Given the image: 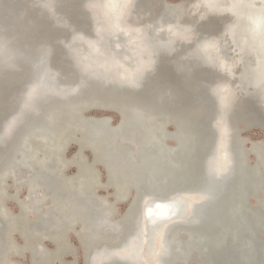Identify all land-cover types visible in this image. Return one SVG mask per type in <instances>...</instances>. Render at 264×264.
Returning <instances> with one entry per match:
<instances>
[{
  "label": "bare ground",
  "instance_id": "bare-ground-1",
  "mask_svg": "<svg viewBox=\"0 0 264 264\" xmlns=\"http://www.w3.org/2000/svg\"><path fill=\"white\" fill-rule=\"evenodd\" d=\"M44 1L0 0V137L22 102L27 105L15 128L0 140V264H16L8 260L20 250L13 232L23 237L29 264L61 260L71 249L65 235L74 225L85 264H261L264 148L262 141H254L247 149L236 127H264L258 106L264 97V0H256L257 12L237 0L220 1L221 10L242 14L237 44L244 40L252 45L255 35L252 47L262 60L254 67V54L246 53L241 69V88L262 80L255 97L239 95L223 109L215 89L225 79L205 64L197 48L205 39L220 38L234 17L213 14L198 21L188 12L198 0H133L132 14L124 12L117 27L115 10L102 0L88 5L89 13L84 7L92 0H51L54 14L41 10ZM171 23L189 28L191 43L177 39L162 44V35L139 32ZM114 25L127 32L121 37L127 58L121 50H111ZM90 29L95 39L73 40L76 34L90 38ZM143 47L151 54L149 69L127 86L122 76L146 57ZM63 50L75 70L65 62ZM40 77L43 87H33ZM65 86L76 91L59 93ZM94 104L114 107L120 121L111 126L105 118L83 116ZM169 122L175 126L171 134L165 130ZM224 127L232 131L228 159L219 137ZM76 135L79 146L90 148L94 161L104 166V185L113 189L115 201L132 189L133 199L118 217L113 203L96 194L99 177L81 155H76V172L62 175L68 164L64 144ZM169 137L174 142L167 146ZM250 152L253 164L248 163ZM10 178H19L31 196L19 201L16 214L4 206ZM181 196L186 218L166 222L173 211L165 208ZM249 197L257 200L252 207ZM146 198L151 200L144 204ZM143 214L156 221L153 246L151 240L146 244ZM43 237L53 241L51 250L40 248Z\"/></svg>",
  "mask_w": 264,
  "mask_h": 264
},
{
  "label": "water",
  "instance_id": "water-1",
  "mask_svg": "<svg viewBox=\"0 0 264 264\" xmlns=\"http://www.w3.org/2000/svg\"><path fill=\"white\" fill-rule=\"evenodd\" d=\"M95 0L90 1L85 8V11L89 13V11L87 10V6L90 5L92 2H94ZM99 1V0H98ZM97 1V2H98ZM183 0H181L180 2H182ZM220 1L221 0H198L195 5L188 9L189 15H191L192 17L196 18L198 21L204 20L208 15H219V16H227V17H234V22L229 24L227 29L225 30V32L222 34V36L218 39L215 38H209V39H205L203 40V42L198 45V50L204 55V58L206 60L205 64L210 66L214 72L221 76L222 78L225 79L224 83L220 84L218 87H216L215 91L218 92L219 94V99H220V105L221 108H226L228 107L234 100L236 97H238L239 95H243L245 97H255V89L258 88L260 86V84L262 83V80H254L253 82H251L250 84L246 85L245 88H241V85L239 83L240 77L242 76L241 74V69L245 63V56L246 53L253 55L254 57H252L254 59V67L257 65V63L261 62V56H255V54H257V50L255 47H252L254 42V38L252 37L251 39V44H245L244 40L241 41L240 44H237L236 39V31L239 28V19H241L242 14H238L236 13L234 10L229 9V10H221L220 8ZM238 3L240 5L243 6V8H246L247 10H250L252 12H257L258 9H256L257 7V1L256 0H237ZM166 3H171L168 0H165ZM52 3L51 0H47L42 2V4H40V8L43 12L48 11L49 13H52V8L51 5L49 7V4ZM133 3V0H132ZM264 4V2H263ZM45 6L48 7V9L45 8ZM264 7V6H263ZM264 10V8H263ZM130 13L132 14L133 11V7L129 9ZM116 13V12H115ZM47 14V13H46ZM54 14V13H52ZM56 17V16H55ZM116 19V14L115 16H113ZM122 16H120L119 20H121ZM119 22V21H118ZM257 22L259 24H261V19H257ZM56 25L58 26H62L61 23H57ZM93 28V27H92ZM136 28H138L137 30H140V26H137ZM113 36L111 41V50L112 51H120L121 49L126 50L127 51V47H126V40L123 41L121 40V37H125L127 35L126 31L121 30V28H116V26H113ZM93 30V29H92ZM151 32L154 35H162L164 37L162 42L159 43H164V44H169V43H174L177 39L178 42L180 43H191L192 41V32L189 28L187 27H181L180 25L177 24H156L153 26V28L149 27L143 30H140L139 32H141V35H147L148 32ZM90 38L82 35V34H76L73 38V40H75L76 38H80L83 40H92L95 39L93 36V31L91 32L90 29ZM117 35H119L120 40H117ZM72 40V41H73ZM71 41V42H72ZM69 41H66L64 43H68ZM70 42V43H71ZM210 42L211 46L210 47H206V45H208ZM60 46H62V49H64L63 47V42L60 43ZM122 50L120 51V53L122 54V56H125V58H127V55H123ZM142 50H146L145 47L142 48ZM64 51V59L65 62L72 67L74 70L75 68L73 67V62L71 63V61L67 58L66 52ZM141 52V51H140ZM139 52V53H140ZM253 53V54H252ZM259 54V53H258ZM145 55L146 57L143 58L141 60V62L139 63L138 67H135L134 70L132 72H129L128 74H125V76H122L123 78H126L127 82H124L125 85L127 86H131L133 82V79H136V77L138 76V74L143 71V70H148L149 69V65L151 63V54H149L147 52V50L145 51ZM43 83L44 80L42 77H40L32 86L36 87V88H42L43 87ZM68 88V89H66ZM65 90V91H64ZM66 92L67 94H72L76 91V87H60L58 89V92ZM51 93V92H49ZM27 96V93L26 95ZM27 98V97H26ZM25 103V100H24ZM26 104V103H25ZM27 105H24L23 102L20 106V110L19 112H17L12 119H10L2 132V135L0 137V140L3 139V137H5V135L10 131H12L15 126L17 125V121L20 118L22 111L26 108ZM258 106L260 108V111L264 114V97L259 98L258 101ZM94 110H99V111H103V112H113L117 115V122L118 123L120 121V113L118 110H116L114 107L112 106H106V105H99V104H94L91 105L89 107H87L84 112H83V116L85 117H93V118H105L107 119L109 125L111 126H115L116 123H113L112 118L109 116H91L88 115V113L90 111H94ZM222 122V119L217 120L216 121V125H219ZM215 125V124H214ZM169 127L172 128V130H169ZM174 124L172 122H169L166 124L165 126V130L168 134H171L174 132ZM239 133V136L244 138V146L248 149L250 147V144L254 141H249L247 140L242 133L252 130V129H259L263 132V138L261 140H257L256 142H261L263 143V148H264V127L261 124H252V125H248L246 127L242 126L241 127L238 125V127H236ZM11 129V130H9ZM231 130L229 128L224 127L223 131H221L220 133V138H224L225 143L223 144V146L221 147V149L223 150V158H227L229 156V152L227 149V145L226 142L229 139V136L231 135ZM169 142H174V140L169 137L166 139L165 144L167 146H170L172 144H169ZM74 145L75 146V151L72 155L67 156L66 152L68 150V148L70 146ZM76 155H81V157H83L84 161L88 164H91L92 167L94 168V170L96 171V174L99 177V181H100V186L96 189V194L98 196H104L107 201H110L113 203V207L115 210V214L114 216H119L118 210H117V205L127 202L126 208L125 210L128 208V206L130 205L132 199H133V191L132 189H130L126 196H124L122 199L115 201L114 198L112 197L113 194V189L107 185H104L105 182V178H106V172H105V168L104 166L99 163V162H95L94 161V155L93 152L90 148L87 147H80L79 143H78V135H76L74 138L70 139L69 141H67L64 144V148H63V157L64 159H66L68 161V164L65 166V168L62 170V175L64 177H69L72 174H74L77 170L78 164L76 163ZM255 161V155L250 152L248 153V163L249 164H253ZM69 167H74V172L72 174H67V170ZM261 178L264 182V171L261 172ZM19 178H10L6 181V194L7 197L4 200V206L6 208V210L8 211V213L10 214H16L18 211V207H19V201H28L30 200V197L28 195V191L26 190V187L19 183V180H17ZM16 190V191H15ZM24 190L25 191V195L23 198L20 197L21 191ZM100 190H110V192L106 193V194H100L99 191ZM188 196H193L192 193L187 194ZM32 197L35 198L34 195H32ZM149 198H146L144 200V204H146L147 202H149ZM7 201H12L15 205H16V212H13L6 204ZM256 197H249L248 198V204L250 205V207L254 206L256 203ZM124 210V211H125ZM123 211V212H124ZM172 212V215L167 218L166 222H177L179 220H181L182 218H186L187 214H188V210L186 207V201L185 199L181 196V197H176L174 198V202L172 203L171 206L165 208L164 212ZM263 214H264V210H263ZM141 222L145 223L146 226L145 228L142 230L144 234L147 235V243L148 241L151 240V244L152 246L154 245L155 242H157V226H155V222H151V220L148 219L146 214H143L141 216ZM159 224V223H158ZM79 227L78 225H74L71 229H69L66 232L65 238L67 243L70 246V251L68 253H65L64 255H62L61 260L55 261L53 264H61L62 261L64 262H68L70 264H75V260H68L66 259V257L72 256V257H76L77 256V247L71 243L70 241V235H72L77 243L78 249L80 251V255H81V260H82V264H85V257H84V251H83V247L82 244L80 242V239L77 236V231H78ZM258 237L260 239V241L263 244L264 247V229L263 231L258 234ZM12 241L18 245L20 247V250L17 253H12L9 255L8 260L11 262H14L16 264H29L31 261V254L30 252L21 247L23 245V237L18 233V232H13L11 235ZM49 243L51 245V247H47L45 245V243ZM54 247V243L52 240H50L47 237H43L41 239V247L40 248H46L51 250ZM151 247V246H150ZM140 251H142L141 246L139 248ZM150 251V249H149ZM27 256V263H23L21 261H19L18 259H22L25 258ZM148 257H150V255H147V259ZM140 264H147L144 260H140L137 261ZM130 263V262H129ZM130 264H135L134 262L130 263ZM189 264H193L192 262H190ZM261 264H264V259L262 261Z\"/></svg>",
  "mask_w": 264,
  "mask_h": 264
},
{
  "label": "rangeland",
  "instance_id": "rangeland-1",
  "mask_svg": "<svg viewBox=\"0 0 264 264\" xmlns=\"http://www.w3.org/2000/svg\"><path fill=\"white\" fill-rule=\"evenodd\" d=\"M179 0H169V2L171 3H174V2H177ZM88 115H91V116H96V117H99V116H109L112 118V121L113 123H116L118 118H117V115L113 112H103V111H99V110H94V111H90L88 113ZM169 130H172L171 127H169ZM242 135L249 141H257V140H261L263 138V132L259 129H252V130H249V131H246V132H243ZM169 144H173L172 142H169ZM75 151V146L72 145L68 148L67 152H66V155L67 156H70L74 153ZM74 172V167H69L68 170H67V174H72ZM110 192V190H107V191H104V190H100L99 193L100 194H106ZM25 195V191L22 190L21 191V194H20V197L23 198ZM7 206L13 211V212H16V205L12 202V201H7L6 202ZM126 205H127V202H124V203H121V204H118L117 205V210H118V213L119 215H121L123 213V211L125 210L126 208ZM118 217V216H117ZM70 241L71 243H73L76 247H77V256L76 257H72V256H69V257H66V259L68 260H75V264H82V260H81V255H80V251L78 249V246H77V243L74 239V237L72 235H70ZM45 245L47 247H51V245L49 243H45ZM19 261L23 262V263H27V256L25 258H22V259H18Z\"/></svg>",
  "mask_w": 264,
  "mask_h": 264
},
{
  "label": "snow or ice",
  "instance_id": "snow-or-ice-1",
  "mask_svg": "<svg viewBox=\"0 0 264 264\" xmlns=\"http://www.w3.org/2000/svg\"><path fill=\"white\" fill-rule=\"evenodd\" d=\"M103 6L106 8L114 9L116 12V21H117V27H118V21L120 16L124 14L127 10L133 7L132 0H102ZM195 23V22H194ZM212 26H207L206 30L211 32ZM122 30V29H121ZM197 31H199V28H197ZM211 44L209 42L206 47H210Z\"/></svg>",
  "mask_w": 264,
  "mask_h": 264
}]
</instances>
